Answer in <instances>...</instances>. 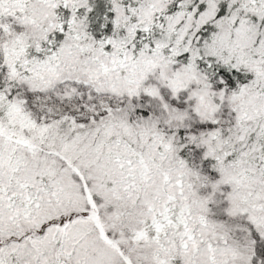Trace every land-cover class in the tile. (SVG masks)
<instances>
[{"label": "snow or ice", "instance_id": "snow-or-ice-1", "mask_svg": "<svg viewBox=\"0 0 264 264\" xmlns=\"http://www.w3.org/2000/svg\"><path fill=\"white\" fill-rule=\"evenodd\" d=\"M0 264H264V0H0Z\"/></svg>", "mask_w": 264, "mask_h": 264}]
</instances>
